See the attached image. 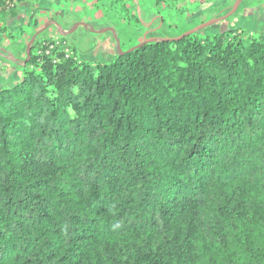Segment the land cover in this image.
Here are the masks:
<instances>
[{
  "label": "trees",
  "instance_id": "1",
  "mask_svg": "<svg viewBox=\"0 0 264 264\" xmlns=\"http://www.w3.org/2000/svg\"><path fill=\"white\" fill-rule=\"evenodd\" d=\"M28 1L0 0V34ZM107 1L176 38L215 0H149V27ZM57 35L0 90V264H264V33L93 63Z\"/></svg>",
  "mask_w": 264,
  "mask_h": 264
},
{
  "label": "rangeland",
  "instance_id": "2",
  "mask_svg": "<svg viewBox=\"0 0 264 264\" xmlns=\"http://www.w3.org/2000/svg\"><path fill=\"white\" fill-rule=\"evenodd\" d=\"M236 1H213L190 17L184 31L225 16L232 10ZM94 3V0H35L19 6L18 16L9 25L12 39H9L7 34H0V90L12 87L21 80L22 75L12 68L10 62L19 63L18 66H21L26 59L27 45L38 32L40 33L35 40L52 38L57 45L60 42L57 35L58 26L63 32L73 30L65 37L64 46L67 49L72 46L83 61L91 63L110 62L115 58L117 45L113 34L108 31L112 29L110 27L116 31L123 51L137 45L144 35L148 36L146 38L150 36L170 38L172 35L170 29H160L161 27L148 29L141 34L132 25H129L132 26V29H129L128 25L124 26L116 21L107 0L98 3L97 7L93 6ZM141 4L142 20L147 22L151 19L149 24L147 23L148 27L153 22L156 25L158 20L153 16L155 14L153 4L149 0H141ZM82 24H87L95 32L100 33H92L91 29L83 28ZM231 29H241L247 34L264 33V0H243L232 16L199 34H214ZM131 32L134 35L131 36Z\"/></svg>",
  "mask_w": 264,
  "mask_h": 264
},
{
  "label": "water",
  "instance_id": "3",
  "mask_svg": "<svg viewBox=\"0 0 264 264\" xmlns=\"http://www.w3.org/2000/svg\"><path fill=\"white\" fill-rule=\"evenodd\" d=\"M243 0H237L234 4V7L232 8V10L227 13L225 16L223 17H220L216 20H210L206 23H203L199 26H196L195 28L189 30V31H186L184 32L183 34H181L179 37H176V38H146V35L143 36V42L136 45L135 47L131 48L130 50H128L127 52H130V51H133V50H136V49H140L142 48L143 46L147 45V44H152V43H157V42H166V41H180L181 39L185 38V37H188L190 35H193V34H197L201 31H203L204 29L208 28V27H211L213 25H215L216 23L220 22V21H223L225 19H228L230 16H232L237 8L239 7L240 3L242 2ZM83 28L85 27H88L89 29H91V27H89L87 24H82ZM77 27V25L75 26V28ZM74 28V29H75ZM92 33H100V32H95L93 29H91ZM73 30L71 31H68V32H63L62 28L60 26H58V33L62 36V37H66L68 35L71 34ZM108 31H110L113 36L115 37V33L113 31V29H108ZM40 32L36 33L32 39L30 40V42L28 43L27 45V48H26V60L23 62V64H25L29 59H30V51H31V47L35 41V38L39 35ZM116 40V45H117V51L120 55L124 54L125 52H122L121 50V47H120V43L117 39Z\"/></svg>",
  "mask_w": 264,
  "mask_h": 264
},
{
  "label": "crops",
  "instance_id": "4",
  "mask_svg": "<svg viewBox=\"0 0 264 264\" xmlns=\"http://www.w3.org/2000/svg\"><path fill=\"white\" fill-rule=\"evenodd\" d=\"M150 25H151V23H150ZM128 27H130L129 29H132V28H131V26H128ZM110 28H112V29H113V31H114V33H115V37H114V39H117V40H118V39H119V37H118V35H117L116 31L114 30V28H113V27H110ZM131 31H134V30H131ZM130 34H131V36H132V35H134L132 32H131ZM116 36H117V37H116ZM118 41H119V40H118ZM139 42H140V41H139ZM139 42H138V43H139ZM119 43H121V42L119 41ZM134 45H135V44H134ZM137 45H138V44H137ZM135 46H136V45H135ZM135 46H133V47H135ZM133 47H132V48H133Z\"/></svg>",
  "mask_w": 264,
  "mask_h": 264
}]
</instances>
